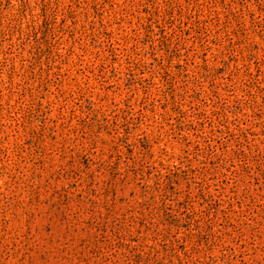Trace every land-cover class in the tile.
<instances>
[{
  "label": "rangeland",
  "instance_id": "1",
  "mask_svg": "<svg viewBox=\"0 0 264 264\" xmlns=\"http://www.w3.org/2000/svg\"><path fill=\"white\" fill-rule=\"evenodd\" d=\"M0 264H264V0H0Z\"/></svg>",
  "mask_w": 264,
  "mask_h": 264
}]
</instances>
